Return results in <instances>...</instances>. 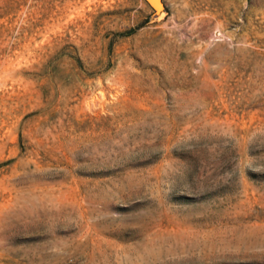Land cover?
Wrapping results in <instances>:
<instances>
[{
	"label": "rangeland",
	"instance_id": "obj_1",
	"mask_svg": "<svg viewBox=\"0 0 264 264\" xmlns=\"http://www.w3.org/2000/svg\"><path fill=\"white\" fill-rule=\"evenodd\" d=\"M0 0V264H264V0Z\"/></svg>",
	"mask_w": 264,
	"mask_h": 264
},
{
	"label": "water",
	"instance_id": "obj_2",
	"mask_svg": "<svg viewBox=\"0 0 264 264\" xmlns=\"http://www.w3.org/2000/svg\"><path fill=\"white\" fill-rule=\"evenodd\" d=\"M153 11V15H159L163 10L162 0H144Z\"/></svg>",
	"mask_w": 264,
	"mask_h": 264
}]
</instances>
